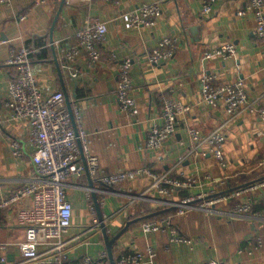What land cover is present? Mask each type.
I'll return each instance as SVG.
<instances>
[{
	"label": "crops",
	"instance_id": "crops-1",
	"mask_svg": "<svg viewBox=\"0 0 264 264\" xmlns=\"http://www.w3.org/2000/svg\"><path fill=\"white\" fill-rule=\"evenodd\" d=\"M146 2L161 4L163 12L157 23L130 27L126 22L127 14ZM247 3L248 0H218L212 13L204 15L202 0H120L119 4L111 0L66 2L55 29L58 51L75 44L77 30L94 16L104 19L108 33L101 45V60L93 63L87 53H82L72 62L79 70L78 76L74 78L65 71L64 83L59 75L64 55H59L57 63L50 44L51 26L62 0H18L15 4H0V196L36 177L29 120L15 118L7 107L9 82L16 75L15 67L6 64L9 49L32 40L38 41L35 71L43 98L56 90L64 92L65 85L74 109L79 108L83 116L82 123L75 118L78 130L84 128L90 133V150L99 157L101 172L149 168L171 171L177 176L182 171H208L218 178L226 172L229 179L224 191L259 182L253 193L259 200L264 199V120L247 112L232 118L223 102L217 106L201 103L203 78L209 73L215 74V85L245 78L250 100L256 102L264 98V42L255 33L254 16L238 15ZM25 8H31L28 18L18 21L16 15ZM192 26H200V29L193 31ZM171 33L180 37L181 46L173 59L155 65L149 59L150 51L162 37ZM225 41L237 45L234 59L204 57L205 50ZM114 52L120 58H133V94L140 107L137 116L119 109L120 62L110 60ZM168 95L179 96L194 107L180 117L177 133L163 149H148V120L160 114L162 98ZM191 127L201 129L205 138L214 130L226 135L224 153L229 163L226 170L213 154L202 152L209 148L208 142L200 150H192ZM13 140L20 142L19 156L14 153ZM159 154H163V160L159 159ZM81 162L85 167L84 155ZM234 169H239L240 174L233 175ZM88 186L86 170L67 185L75 203L73 223L64 237L71 259L86 255L97 258L107 250L102 229L95 224V214L88 202ZM112 188L115 191L101 195L112 236L131 219L149 217L150 210L165 206L157 201L160 196L148 172ZM198 190L199 187L189 192L181 190L174 196L178 199ZM133 193L143 196L132 197ZM145 204L149 211L144 208ZM232 205L223 201L213 211L194 207L182 214L173 206L175 210L170 214L173 225L185 240H173L168 230L145 231L142 224L148 217L134 223L114 244L116 262L123 253L135 250L148 253V249L154 247L156 256L153 259L146 256L145 264H203L210 258L220 259L224 264H264V217L233 214ZM19 240L12 211H2L0 241L15 242L5 254L6 258L14 254L15 261L7 264H22L24 257L17 244Z\"/></svg>",
	"mask_w": 264,
	"mask_h": 264
},
{
	"label": "built area",
	"instance_id": "built-area-1",
	"mask_svg": "<svg viewBox=\"0 0 264 264\" xmlns=\"http://www.w3.org/2000/svg\"><path fill=\"white\" fill-rule=\"evenodd\" d=\"M17 1L0 0V4H15ZM92 1L67 0L68 3ZM111 1L120 3V0ZM217 1L202 0V13L204 15L212 13ZM30 12L31 8H25L16 15V18L18 21L26 20ZM162 12L161 4L146 2L128 13L126 22L130 27L154 25ZM251 14L256 19L255 33L264 42V0H248L246 7L238 11L241 17ZM107 33V23L101 16L89 18L77 30V42L69 47H61L58 51L59 55L61 53L64 55L61 66L63 71H68L74 78L77 77L79 70L72 62L84 52L91 62L100 61L101 45L106 40ZM180 46L181 39L177 34H167L151 49L149 59L155 65H162L175 57ZM34 52L35 48L26 43L12 45L6 59V64L16 69V75L9 82L7 107L15 118L24 117L29 120L31 126L29 139L34 146L32 159L36 169L34 179L21 184L9 194L0 196V214L7 209L12 211L14 223L20 233L17 244L24 257L22 264H111L107 250L97 258L86 255L71 259L69 247L64 239L66 232L72 226L75 210V203L68 194L67 185L71 179L80 176L86 170L81 162L83 154L87 158L93 178L108 188L148 172L153 177V187L157 189L159 198L164 199L159 203L174 206L180 214L194 207L213 211L221 202L229 201L233 203L231 207L233 214L264 217V199L259 200L253 193L259 182L239 186L226 192L224 187L229 179L226 172L221 178L208 171L206 173L182 171L179 175L173 176L171 171H153L149 168L120 170L110 174L101 172L99 157L90 150V133L84 128H80V131L76 129V120L80 123L83 120L79 108L75 110L72 105V113L61 90L53 91L43 98L35 71ZM236 54L237 45L232 41H225L217 47L205 50L204 57L234 59ZM110 60L120 62L117 92L119 109L137 116L140 107L133 94V58L132 56L120 58L114 52ZM214 80L213 73L204 76L202 104L217 106L223 102L232 118H238L247 112L264 120V98L256 102L250 100L245 78H238L222 85H215ZM193 107L179 96L163 97L160 114L148 120V149L155 151L163 149L166 142L177 133L180 117L189 113ZM189 133L193 141V151L200 150L204 143L208 142L209 148L202 152L213 154L224 170L229 167L224 153L226 135L221 130H214L207 138L203 136L201 129L196 127L189 128ZM12 146L15 155L19 156L20 142L13 140ZM158 157L164 159L163 154H159ZM232 174L239 175L240 170L234 169ZM194 187H199V190L175 198L177 191L189 192ZM88 202L95 214V224L99 225L90 190ZM260 202L262 205H259ZM142 228L147 232L168 230L173 240H185L174 227L170 214L146 220ZM13 244H15L13 241H0V255H3V260H6L5 254ZM146 256L150 259L156 256L154 247L149 248L148 253L139 250L123 253L117 264H145ZM203 264L224 263L220 259L210 258L203 261Z\"/></svg>",
	"mask_w": 264,
	"mask_h": 264
},
{
	"label": "water",
	"instance_id": "water-1",
	"mask_svg": "<svg viewBox=\"0 0 264 264\" xmlns=\"http://www.w3.org/2000/svg\"><path fill=\"white\" fill-rule=\"evenodd\" d=\"M66 2H67V0H62V4H61V6H60L55 18H54V21L52 23L51 30H50V44H51L52 49L54 50L55 60L57 63H59L60 60H59V52H58V48H57V44H56V40H55V29H56L58 20L61 16L62 10H63ZM190 29L195 31L196 29H200V26L199 27L198 26L197 27L192 26V27H190ZM59 69H60V72H59L60 78H61L62 82L64 83L65 73H64L61 66ZM64 94H65V97L67 99L68 107L71 110V112L73 113L71 96H70L69 92L67 91L65 85H64ZM75 95H76V93H75ZM74 123H75V119H74ZM75 125H76V129H78L77 124H75ZM82 158H83V156H82ZM84 161H85V169H86L87 175L89 176L88 188L92 194V199H93V203L95 206L96 215H97V218L99 220V225L102 229V233L104 236L106 248L108 250L110 262H111V264H117L116 259H115V255H114V244L117 242L118 238L130 228V226L132 224L137 223L139 221H142L143 219L147 218L148 216H142V217L131 219L130 221H128L126 226L119 233L112 236L110 234L109 228L107 226L108 217H106L104 215V212H103L101 195L106 194V193L111 192V191L113 192V191H115V189L108 188V187L104 186L102 183L98 184V182H97L98 180L93 178V176L89 170L88 161H87V158L85 155H84ZM142 196L143 195L139 194V193H133L132 194V197H142ZM163 200H164L163 198L162 199L157 198V201H163ZM13 255L14 254L7 255L6 260H3V255H0V264H7L9 262H14L15 257Z\"/></svg>",
	"mask_w": 264,
	"mask_h": 264
},
{
	"label": "trees",
	"instance_id": "trees-1",
	"mask_svg": "<svg viewBox=\"0 0 264 264\" xmlns=\"http://www.w3.org/2000/svg\"><path fill=\"white\" fill-rule=\"evenodd\" d=\"M27 44L35 48V52H34V54H33V56H34V62H35V56H36V54H37L36 46H37V44H38V41H36V42L34 43L32 40H27ZM42 52H44V51L42 50ZM45 52H46V51H45ZM46 53H48V52H46ZM41 54H42V53H41ZM42 55H44V53H43ZM98 184H99V183H98ZM104 186H105V185H104ZM144 208H145V209L148 208V209H147L148 211L150 210V208H149L146 204H145ZM174 210H175V209H174L173 207H171V206H160L159 208H157V209H155V210H150V213H148V214H149V217H148V219H146V220H151V219L161 218V217H163V216H165V215L171 214V212L174 211ZM146 220H145V221H146ZM109 259H110V258H109Z\"/></svg>",
	"mask_w": 264,
	"mask_h": 264
}]
</instances>
